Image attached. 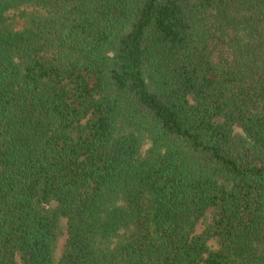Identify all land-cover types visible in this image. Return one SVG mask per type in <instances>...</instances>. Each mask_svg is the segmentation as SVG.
<instances>
[{"label": "trees", "instance_id": "trees-1", "mask_svg": "<svg viewBox=\"0 0 264 264\" xmlns=\"http://www.w3.org/2000/svg\"><path fill=\"white\" fill-rule=\"evenodd\" d=\"M0 264H264V0H0Z\"/></svg>", "mask_w": 264, "mask_h": 264}, {"label": "rangeland", "instance_id": "rangeland-1", "mask_svg": "<svg viewBox=\"0 0 264 264\" xmlns=\"http://www.w3.org/2000/svg\"><path fill=\"white\" fill-rule=\"evenodd\" d=\"M210 222H212V212L208 211L206 216L203 217L198 225H197V232L200 233L202 232L206 226L208 224H210ZM62 230L63 233L62 235L58 238L57 240V244H56V249H55V262L57 263L64 251V247H65V243H66V239H67V225H66V219L63 218L62 219ZM211 247H217L218 243L216 241V239H212L210 241Z\"/></svg>", "mask_w": 264, "mask_h": 264}]
</instances>
